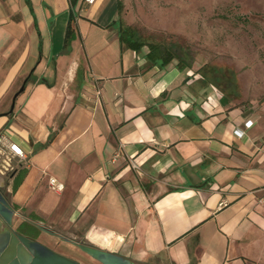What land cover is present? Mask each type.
Masks as SVG:
<instances>
[{
    "label": "crops",
    "instance_id": "1",
    "mask_svg": "<svg viewBox=\"0 0 264 264\" xmlns=\"http://www.w3.org/2000/svg\"><path fill=\"white\" fill-rule=\"evenodd\" d=\"M107 1L0 0V186L16 227L41 225L74 258L85 243L139 264H264V74L223 89L178 60L148 65ZM261 44L257 72L264 28Z\"/></svg>",
    "mask_w": 264,
    "mask_h": 264
},
{
    "label": "rangeland",
    "instance_id": "2",
    "mask_svg": "<svg viewBox=\"0 0 264 264\" xmlns=\"http://www.w3.org/2000/svg\"><path fill=\"white\" fill-rule=\"evenodd\" d=\"M120 3L118 18L136 29L139 38L171 48L178 58L189 62L185 68L189 67L190 72L201 68L223 89L229 85L240 89L238 74L246 79L251 69L253 74H264V66L259 72L256 66L257 59L262 58L264 0H120ZM105 8L106 12L115 13L117 0H108ZM11 171L10 167L5 170L0 165V176L7 177ZM63 245L61 240L56 243L62 250ZM71 254L85 264H102L82 250Z\"/></svg>",
    "mask_w": 264,
    "mask_h": 264
},
{
    "label": "water",
    "instance_id": "3",
    "mask_svg": "<svg viewBox=\"0 0 264 264\" xmlns=\"http://www.w3.org/2000/svg\"><path fill=\"white\" fill-rule=\"evenodd\" d=\"M24 83L13 95L9 113L14 108L16 96L24 89ZM13 214V207L0 189V264H85L18 231L13 225ZM36 226L46 230L41 225ZM76 245L102 264H139L112 250L85 243Z\"/></svg>",
    "mask_w": 264,
    "mask_h": 264
},
{
    "label": "trees",
    "instance_id": "4",
    "mask_svg": "<svg viewBox=\"0 0 264 264\" xmlns=\"http://www.w3.org/2000/svg\"><path fill=\"white\" fill-rule=\"evenodd\" d=\"M74 2L75 0H72V3ZM120 6L121 3L120 0H118V7ZM114 22L118 26L120 40L124 42L128 47L135 50L136 52L140 51L142 47H146V52L144 53V57L146 58L148 65L158 66L159 68H163L176 58L180 66H187L189 64V62L183 61L182 59L178 58L177 54L173 52L171 48H168L159 43L147 42L142 40L141 38H139V34L137 33L136 29L132 28L129 25L123 24L120 18H118ZM71 32H72V27L71 24L69 23L66 31V38H65L66 42L69 41L70 38L72 37ZM203 73L205 75H208L205 72ZM234 86L235 85H233V87ZM24 175H25V168H20L13 179V185H12L13 189H15L19 185ZM17 229L21 233L33 238H37L40 233V230L37 227L26 221L20 223L17 226Z\"/></svg>",
    "mask_w": 264,
    "mask_h": 264
},
{
    "label": "built area",
    "instance_id": "5",
    "mask_svg": "<svg viewBox=\"0 0 264 264\" xmlns=\"http://www.w3.org/2000/svg\"><path fill=\"white\" fill-rule=\"evenodd\" d=\"M86 2H91V1H93V0H85ZM8 149H9V151L12 153V154H14V155H16V156H18V157H24V154H23V152H22V149L16 144V143H12V142H10V143H8ZM121 152H124V148H123V145H121ZM129 164H130V166L132 167V168H138V166H137V164L132 160V159H129ZM5 165H8V164H4V167H3V169H5V170H8V168L10 167V166H5ZM11 168V167H10ZM48 184H49V187L52 189V190H54V191H56V192H59V191H61L63 188H64V185H63V183H61L60 181H58L55 177H53V176H50L49 178H48ZM260 202L261 203H264V197H262V198H260Z\"/></svg>",
    "mask_w": 264,
    "mask_h": 264
},
{
    "label": "flooded vegetation",
    "instance_id": "6",
    "mask_svg": "<svg viewBox=\"0 0 264 264\" xmlns=\"http://www.w3.org/2000/svg\"><path fill=\"white\" fill-rule=\"evenodd\" d=\"M0 189H1V191H2V193L4 194V192H3V189L1 188V186H0ZM5 195V194H4ZM3 227V225L1 224V228ZM16 229H17V227H16Z\"/></svg>",
    "mask_w": 264,
    "mask_h": 264
},
{
    "label": "bare ground",
    "instance_id": "7",
    "mask_svg": "<svg viewBox=\"0 0 264 264\" xmlns=\"http://www.w3.org/2000/svg\"><path fill=\"white\" fill-rule=\"evenodd\" d=\"M0 181H1V179H0ZM0 223H1V221H0Z\"/></svg>",
    "mask_w": 264,
    "mask_h": 264
}]
</instances>
